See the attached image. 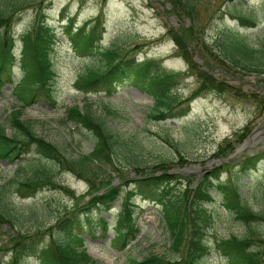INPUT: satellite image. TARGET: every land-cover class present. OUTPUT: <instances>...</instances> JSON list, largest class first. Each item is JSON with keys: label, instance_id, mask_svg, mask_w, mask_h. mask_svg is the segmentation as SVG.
<instances>
[{"label": "rangeland", "instance_id": "rangeland-1", "mask_svg": "<svg viewBox=\"0 0 264 264\" xmlns=\"http://www.w3.org/2000/svg\"><path fill=\"white\" fill-rule=\"evenodd\" d=\"M44 2L48 0L42 4ZM174 7L181 12L177 14ZM35 12L33 7L17 12L15 21L8 27L15 37L17 57L22 46L21 32L32 24ZM46 12L47 21L56 33L49 53L55 71L52 81L55 100L51 102L44 96L35 98L26 105L22 117L30 119L35 132L56 144L66 157L89 154L94 145L92 132L66 117V104L78 103L100 118L108 129L120 132L126 145L134 150L133 155L140 165L171 161V171L184 176L177 177L181 180L176 183L177 187L193 188L209 173L206 169L223 165L216 160L215 152L225 138L236 139V131L244 126L249 127V136L264 122V104L258 100L264 97V72L240 70L231 61L225 62L219 52L227 30L242 32L248 44L264 49V0H201L192 15L185 13L179 5L173 6L171 0H50ZM238 12L250 14L255 23L242 21ZM66 17H73V26L85 24V28H90L96 24L98 43L102 48L116 47L119 53L135 56L141 61L155 58L158 68L174 72L171 89L177 92L174 111L179 112L165 118L150 116L155 100L143 90L147 88V78L135 82L131 77L124 78L116 84L111 95L101 89L85 94L76 89V78L100 66L104 59L98 53L80 55L74 51L63 32ZM183 25L193 27L190 48L201 68L213 71L233 87L198 92L202 79L189 70L186 57L179 54L172 34L168 33L170 27L178 30ZM13 71L14 78L18 79L22 72L18 61ZM13 84L7 82L1 89L0 120L18 103L12 91ZM259 129L262 130V126ZM14 131L8 125L7 132ZM166 137L177 141V147L167 142ZM260 152L263 156L254 166L246 170L241 167L243 155ZM182 154L187 161H181ZM25 155L28 159L20 169L18 162L0 157V184L5 186L6 198L16 215L12 224L0 225V242L16 230L36 234L45 243L67 239L69 235L58 227V220L72 215L75 221L71 223V232L80 236L87 251L104 264H128L132 257L141 259L151 252L181 260L183 252L171 248L172 236L161 204L141 195L133 198L132 214L138 230L129 236L125 247H120L116 245L118 241L114 240V235L122 211L121 197L109 207L89 204L92 195L88 190L91 188L85 177L62 168L56 160L37 153L32 146ZM129 156L125 146H116V156L112 157L111 163L102 164L104 170L97 182L109 180L122 187V195H125L134 185L130 179L139 176L128 161H134ZM229 156L225 161L229 166L220 172V180H238L253 207L264 210V127L255 144L247 145L240 153L230 152ZM42 165L52 170L53 183L45 182L32 195L17 190L16 179L30 177L33 169ZM115 165L121 166V170ZM147 170L149 168H145ZM11 177L14 180L10 181ZM213 193L215 199L208 204L210 219L205 228V239L212 251L204 256L202 264H226L225 257L216 250L217 239L232 233L242 236L248 225L235 219L234 214L223 206L217 190ZM86 211L94 222L92 227L87 223L90 219H85ZM99 215L106 217L105 229L98 223ZM252 225L256 227L257 223ZM259 225L264 233V222ZM7 255L3 250L1 258L6 259ZM23 264L42 263L29 255Z\"/></svg>", "mask_w": 264, "mask_h": 264}, {"label": "trees", "instance_id": "trees-1", "mask_svg": "<svg viewBox=\"0 0 264 264\" xmlns=\"http://www.w3.org/2000/svg\"><path fill=\"white\" fill-rule=\"evenodd\" d=\"M43 1L45 0H0V92L7 82H14L13 91L20 101L10 108L4 119L0 120V157L19 162L18 169H20L25 164L20 159H27L25 153L28 152V147L32 146L39 154L56 160L62 168L71 169L80 177H85L91 188L88 191L92 195L88 203L107 207L120 197L123 189L109 180L102 183L97 180L101 170H104L102 164L111 163L112 157L116 156V146H125L129 158L134 159L133 162L130 159L128 161L133 164L137 171L136 175L140 176L130 179L134 186L127 190V198L122 201L123 210L118 219L119 232L115 237L116 241L120 246L125 247L129 236L137 230L130 201L134 195L141 194L162 205L167 227L172 236L171 248L183 252L179 261L172 260L166 254L151 252L141 259L132 257L128 264H202L204 256L212 251V247L205 239V228L210 219L208 204L215 199L214 190L221 194L223 206L234 214L235 219L248 225L246 233L242 236L232 233L217 239L216 250L225 257L226 264H264V233L259 225L264 222V210H256L253 207L247 195L241 190L238 180H220V172L229 166L228 162L212 168L197 186L183 189L177 187L176 183H181L177 177L184 176L170 172L171 161L162 160L145 166L140 165L138 158L133 155L134 150L126 145V140L120 132L108 129L100 118L93 116L88 109L82 108L77 103L66 106L67 119L84 126L94 136V145L90 153L81 154L77 158L66 157L56 144L35 132L30 119L22 117L25 105L35 98L44 96L51 102L55 100L52 93L55 71L49 53L56 33L46 20L47 3L42 4ZM171 1L173 6L179 5L185 13L192 15L201 0ZM28 7L36 8V12L32 24L21 34L22 48L20 57L17 58L14 52V37L8 27L15 21L16 13ZM174 11L177 14L181 12L178 8ZM239 16L242 21L255 23V18L250 14L241 13ZM72 23L73 17H69L67 23L63 25V32L74 51L80 55L98 53L104 59L100 66L89 69L77 77L74 83L77 89L84 94L98 89L110 94L116 84L124 78L131 77L134 81L147 78L148 85L145 90L155 98L150 116L165 118L169 114L179 112L174 111L177 92L171 89L175 81L174 72L159 69L154 59L136 62L135 58H127L125 54L119 53L116 47L101 48L95 42L98 37L96 24L86 29L84 25L73 26ZM191 29L193 27L183 25L178 30L170 27L169 32L174 36L179 50L189 61V69L202 79L198 92L209 88L226 90L233 87L232 84L217 77L213 71L201 68V64H198L190 48V42L194 38ZM225 33V41L219 45V52L225 58L224 61H231V64L237 65L240 70L263 73L264 49L248 44L244 40V34L240 32L227 30ZM17 59L22 72L20 77L15 79L13 66ZM252 64L259 66L255 67ZM225 69L229 71L227 66ZM258 100L264 104V97ZM8 125L15 129L11 134L7 132ZM248 133L249 127L245 126L236 131V139L225 138L215 155L227 156ZM165 139L173 146L178 144L168 137ZM178 152L181 153L180 150ZM262 156V152L243 155L240 159L241 167L246 170L254 166ZM181 157V161H187L183 154ZM120 167L115 165L118 170H121ZM145 168L149 170L145 171ZM52 177L51 169L44 165L36 167L30 177L16 179L17 190L32 195L45 182L53 183ZM12 180L14 178L11 177L10 181ZM6 197L5 186L0 184V225L6 222L12 224L16 216L14 207ZM72 222V216L58 220V227L66 231L69 237L47 243L36 234H26L22 230H16L7 240L0 242L3 245V247L0 245V264H23L27 255H34L42 264H104L89 254L82 245L80 236L73 237L70 229ZM253 222L257 223L256 227L252 225ZM98 223L105 228V217L99 216ZM3 250L9 252L6 259L1 258Z\"/></svg>", "mask_w": 264, "mask_h": 264}, {"label": "water", "instance_id": "water-1", "mask_svg": "<svg viewBox=\"0 0 264 264\" xmlns=\"http://www.w3.org/2000/svg\"><path fill=\"white\" fill-rule=\"evenodd\" d=\"M259 134V130L256 129V131H254L253 133H251V135L244 140V142L239 145L236 149V151H241L242 149H244L247 145L249 144H254L256 142V136Z\"/></svg>", "mask_w": 264, "mask_h": 264}]
</instances>
